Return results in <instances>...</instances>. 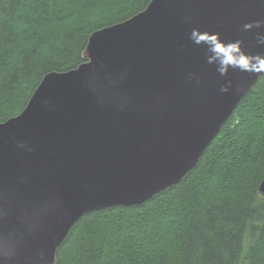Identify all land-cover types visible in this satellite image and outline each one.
Here are the masks:
<instances>
[{
    "label": "water",
    "instance_id": "obj_1",
    "mask_svg": "<svg viewBox=\"0 0 264 264\" xmlns=\"http://www.w3.org/2000/svg\"><path fill=\"white\" fill-rule=\"evenodd\" d=\"M194 33L264 57V0H151L93 32L80 65L45 74L0 123V210L5 200L13 213L51 209L20 264H55L84 214L142 205L196 166L264 71L221 74L212 44ZM258 191L264 197V177Z\"/></svg>",
    "mask_w": 264,
    "mask_h": 264
},
{
    "label": "trees",
    "instance_id": "obj_2",
    "mask_svg": "<svg viewBox=\"0 0 264 264\" xmlns=\"http://www.w3.org/2000/svg\"><path fill=\"white\" fill-rule=\"evenodd\" d=\"M150 0H0V123L88 36ZM264 73L177 184L142 205L83 215L55 264H264Z\"/></svg>",
    "mask_w": 264,
    "mask_h": 264
},
{
    "label": "clouds",
    "instance_id": "obj_3",
    "mask_svg": "<svg viewBox=\"0 0 264 264\" xmlns=\"http://www.w3.org/2000/svg\"><path fill=\"white\" fill-rule=\"evenodd\" d=\"M194 35L197 42L208 41L212 44V50L219 58L221 74H225L229 66L239 67L241 70L264 71V57L254 58L244 54L239 42L225 44L217 35L207 33ZM253 60L256 62L253 63ZM50 212L47 202H40L13 213L5 200L0 210V226L4 228V231L0 232V264H20L27 237L40 226Z\"/></svg>",
    "mask_w": 264,
    "mask_h": 264
},
{
    "label": "bare ground",
    "instance_id": "obj_4",
    "mask_svg": "<svg viewBox=\"0 0 264 264\" xmlns=\"http://www.w3.org/2000/svg\"><path fill=\"white\" fill-rule=\"evenodd\" d=\"M150 1H151V0H150ZM150 1H149V2H150ZM147 5H148V4H147ZM146 7H147V6H146ZM146 7H145V8H146ZM145 8H144V9H145ZM144 9H143V10H144ZM143 10H141L140 12H142ZM140 12H138V13H140ZM138 13H136V14H138ZM136 14H135V15H136ZM135 15H133V16H135ZM133 16H131L130 18H132ZM130 18H127V19H125V20H123V21H126V20H128V19H130ZM123 21H121V22H123ZM121 22H118V23H121ZM118 23H115V24H113V25H116V24H118ZM113 25H109V26H113ZM109 26H106V27H109ZM106 27H103V28H106ZM103 28H101V29H103ZM98 30H100V29H98ZM96 31H97V30H96ZM94 32H95V31H94ZM92 33H93V32H92ZM92 33H91V34H92ZM91 34H90V35H91ZM90 35H89V36H90ZM89 36H88V38H89ZM85 46H86V45H85ZM84 48H85V47H84ZM83 50H84V49H83ZM82 52H83V51H82ZM81 57H82V54H81ZM82 60H83V58H82ZM83 61H84V60H83ZM83 61H82V62H83ZM82 62H81V63H82ZM81 63H80V64H81ZM80 64H79V65H80ZM75 68H76V67H75ZM75 68H73V69H75ZM70 70H72V69H70ZM67 71H69V70H67ZM67 71H62V72H67ZM52 72H56V71H52ZM48 73H49V72H48ZM46 74H47V73H46ZM262 75H263V73L258 77V79H259ZM41 79H42V78H41ZM258 79H257V80H258ZM257 80H256V81H257ZM40 81H41V80H40ZM256 81H255V82H256ZM255 82L253 83V85L255 84ZM39 83H40V82H39ZM39 83H38V84H39ZM253 85H252V86H253ZM37 86H38V85H37ZM37 86H36V87H37ZM252 86H251V88H252ZM251 88H250V89H251ZM35 89H36V88H35ZM35 89H34V90H35ZM250 89H249V90H250ZM34 90H33V91H34ZM249 90H248V91H249ZM248 91H246V92L243 94V96L241 97L240 101L242 100V98L244 97V95H245ZM32 93H33V92H32ZM31 95H32V94H31ZM30 97H31V96H30ZM28 100H29V99H28ZM240 101H239V102H240ZM27 102H28V101H27ZM239 102L237 103V105L239 104ZM237 105L235 106V108L237 107ZM235 108H234V109H235ZM234 109H233V111H234ZM233 111H232V113H233ZM232 113H231V114H232ZM17 115H18V114H17ZM15 116H16V115H15ZM230 116H231V115H230ZM230 116H229V117H230ZM13 117H14V116H13ZM229 117H228V118H229ZM10 118H11V117H10ZM228 118H227V119H228ZM8 119H9V118H8ZM8 119H7V120H8ZM227 119H226V120H227ZM226 120H225V121H226ZM5 121H6V120H5ZM5 121H4V122H5ZM1 123H2V122H1ZM224 123H225V122H224ZM224 123H223V124H224ZM223 124H222V125H223ZM221 127H222V126H221ZM221 127H220V129H221ZM220 129H219V130H220ZM218 132H219V131H218ZM218 132H217V133H218ZM217 133H216V134H217ZM216 134H215V136H216ZM215 136H214V137H215ZM214 137H213V138H214ZM212 140H213V139H212ZM212 140H211V141H212ZM210 143H211V142H210ZM210 143H209V144H210ZM209 144H208V145H209ZM208 145H207V147H208ZM207 147H206V148H207ZM206 148H205V150H206ZM205 150H204V151H205ZM204 151L202 152V154L204 153ZM202 154H201V155H202ZM200 157H201V156H200ZM200 157H199V158H200ZM191 170H192V169H191ZM191 170H190V171H191ZM190 171H189V172H190ZM189 172H188V173H189ZM188 173H187V174H188ZM187 174H186V175H187ZM181 179H182V178H181ZM181 179H180V180H181ZM180 180H179V181H180ZM260 182H261V181H260ZM177 183H178V182H177ZM259 184H260V183H259ZM173 185H174V184H173ZM173 185H172V186H173ZM258 186H259V185H258ZM168 188H169V187H168ZM168 188H166V189H168ZM166 189H165V190H166ZM257 190H258V189H257ZM258 193L260 194L259 191H258ZM156 194H157V193H156ZM260 195H261V194H260ZM261 196H262V195H261ZM152 197H153V196H152ZM152 197H151V198H152ZM262 197H263V196H262ZM145 202H146V201H145ZM143 203H144V202H143ZM143 203H142V204H143ZM115 207H116V206H115ZM106 209H107V208H106ZM98 211H99V210H98ZM93 212H95V211H93ZM90 213H91V212H90ZM84 215H85V214H84ZM79 220H80V219H79ZM79 220H78V221H79ZM78 221H77V222H78ZM77 222H76V223H77ZM76 223H75V224H76ZM75 224L71 227V229L75 226ZM71 229H70V230H71ZM69 232H70V231H69ZM68 234H69V233H68ZM67 236H68V235H67ZM67 236H66V237H67ZM65 239H66V238H65ZM65 239H64V240H65ZM64 240L59 244L58 248L61 246V244L64 242ZM57 250H58V249H57ZM56 253H57V251H56ZM55 262H56V260H55Z\"/></svg>",
    "mask_w": 264,
    "mask_h": 264
}]
</instances>
